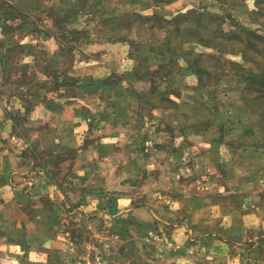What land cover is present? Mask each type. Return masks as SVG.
Listing matches in <instances>:
<instances>
[{
    "label": "rangeland",
    "instance_id": "rangeland-1",
    "mask_svg": "<svg viewBox=\"0 0 264 264\" xmlns=\"http://www.w3.org/2000/svg\"><path fill=\"white\" fill-rule=\"evenodd\" d=\"M0 119V264H264V0H0Z\"/></svg>",
    "mask_w": 264,
    "mask_h": 264
},
{
    "label": "crops",
    "instance_id": "crops-1",
    "mask_svg": "<svg viewBox=\"0 0 264 264\" xmlns=\"http://www.w3.org/2000/svg\"><path fill=\"white\" fill-rule=\"evenodd\" d=\"M10 128L11 121L9 119H0V227L13 221L16 224L19 221H27L24 207H22L23 203L19 201L21 198H18L15 193L20 189L18 185H36V187L42 185L33 178L36 173L35 168L39 167L33 165L30 169L22 166L21 163L24 159L20 154H17V150L11 148V143L15 138L9 133ZM35 191L38 193L31 192L30 197L28 196L29 200L32 202L43 200L44 193H39L43 191L40 189ZM12 210L13 212H11ZM14 213L16 214L14 215ZM26 234L29 237L32 235L28 230ZM16 248L17 246L14 245H9L7 248L0 245V251L10 252Z\"/></svg>",
    "mask_w": 264,
    "mask_h": 264
}]
</instances>
